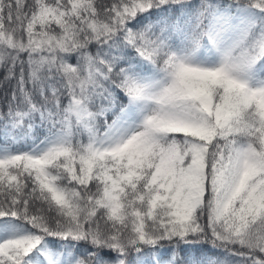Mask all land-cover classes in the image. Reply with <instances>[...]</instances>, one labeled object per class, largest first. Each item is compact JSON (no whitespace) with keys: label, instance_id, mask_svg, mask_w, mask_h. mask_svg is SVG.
<instances>
[{"label":"trees","instance_id":"16d2710c","mask_svg":"<svg viewBox=\"0 0 264 264\" xmlns=\"http://www.w3.org/2000/svg\"><path fill=\"white\" fill-rule=\"evenodd\" d=\"M141 1L119 16L129 0H0V220L32 232L29 247L0 264H116V257L140 264L139 255L144 264H264V109L247 84L227 87L222 75L205 83L210 112L195 113L204 138L143 133L117 153L95 155L94 123L88 129L70 113L60 151L44 163L27 156L64 123L72 98L111 118L133 92L130 74L180 75L188 52L213 41L206 30L218 10L228 4L232 11L237 0ZM255 2V23L230 60L264 33V0ZM61 35L63 44L35 45V38ZM217 105L229 111L221 125L212 115ZM193 141L206 144L204 191L178 221L163 201L151 207V175L173 148L183 152ZM190 157L187 151L182 169ZM242 158L243 176L230 193ZM127 171L130 177H121ZM51 186L63 189V202L53 200Z\"/></svg>","mask_w":264,"mask_h":264},{"label":"rangeland","instance_id":"374dc122","mask_svg":"<svg viewBox=\"0 0 264 264\" xmlns=\"http://www.w3.org/2000/svg\"><path fill=\"white\" fill-rule=\"evenodd\" d=\"M129 1V5L123 6L117 12L119 16L124 12H130L129 8L143 3L141 0ZM255 1L257 0H237L232 11L228 4L218 10L211 21V29L206 30V34L214 31L213 41L202 43L188 52L180 75L162 74L157 71L130 74L129 86L133 92L125 96L124 104L114 108L111 118L106 117L104 112L96 116L77 98H72L71 106L65 110L66 114L63 116L64 123L44 135L27 151V156L39 163L54 157L56 152L60 151L58 144L64 142L69 134L67 115L70 113H74L88 129L91 123H94L96 134L91 142V151L95 155L104 151L117 153L135 135L143 133L155 134L163 130H178L192 132L204 138L205 126L195 113L210 112L211 101L205 83H213L219 75L224 77L227 87L247 84L260 96L264 109V33L259 31L251 46L244 48L230 60L234 49L248 34L258 16L259 10L256 8L258 4ZM97 27L100 30L107 29L105 24ZM261 29L264 30V24ZM65 37L66 35L41 36L35 38V45L56 46L63 44ZM94 71L93 67L88 70L90 80H94ZM212 115L221 125L228 120L229 111L226 107L217 105ZM205 148V143L193 141L187 150L182 152L173 148L158 162L151 175V183L156 188L151 207L161 200L170 206V213L175 220L185 221L190 216L201 203L204 191ZM187 151L191 157L182 169L180 162ZM242 163L243 158L239 161L232 179L230 193L236 190L241 181L244 173ZM121 177L129 178L130 172L121 173ZM106 178L111 186L106 187L105 192L111 195L112 189L116 186L114 177L108 173ZM50 190L56 203L64 201L65 192L62 188L51 186ZM228 197L229 195H226L216 202L215 212L223 207ZM31 241L32 232L16 226L12 221L0 220L1 259L9 255L19 256L22 249L29 247ZM166 248L165 245L159 246L156 253ZM138 258L140 264H144L142 261L145 256L139 255ZM17 264L28 263L21 260ZM56 264H59L58 259ZM116 264H121L118 257Z\"/></svg>","mask_w":264,"mask_h":264}]
</instances>
